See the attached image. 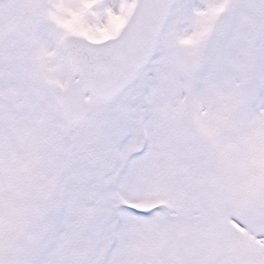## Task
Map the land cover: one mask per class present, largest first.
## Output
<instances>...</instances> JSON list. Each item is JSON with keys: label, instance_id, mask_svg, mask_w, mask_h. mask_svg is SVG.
Masks as SVG:
<instances>
[{"label": "snow or ice", "instance_id": "snow-or-ice-1", "mask_svg": "<svg viewBox=\"0 0 264 264\" xmlns=\"http://www.w3.org/2000/svg\"><path fill=\"white\" fill-rule=\"evenodd\" d=\"M0 264H264V0H0Z\"/></svg>", "mask_w": 264, "mask_h": 264}, {"label": "clouds", "instance_id": "clouds-1", "mask_svg": "<svg viewBox=\"0 0 264 264\" xmlns=\"http://www.w3.org/2000/svg\"><path fill=\"white\" fill-rule=\"evenodd\" d=\"M68 22H69L70 27H76L77 26L76 22L72 19L71 16L68 17Z\"/></svg>", "mask_w": 264, "mask_h": 264}]
</instances>
